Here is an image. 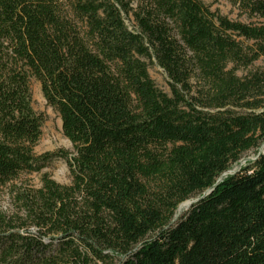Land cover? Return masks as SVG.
<instances>
[{
	"label": "trees",
	"instance_id": "16d2710c",
	"mask_svg": "<svg viewBox=\"0 0 264 264\" xmlns=\"http://www.w3.org/2000/svg\"><path fill=\"white\" fill-rule=\"evenodd\" d=\"M229 1L248 23L200 0H0V264H264V154L222 177L264 142V0ZM31 79L73 156H35ZM54 157L68 185H14Z\"/></svg>",
	"mask_w": 264,
	"mask_h": 264
},
{
	"label": "rangeland",
	"instance_id": "374dc122",
	"mask_svg": "<svg viewBox=\"0 0 264 264\" xmlns=\"http://www.w3.org/2000/svg\"><path fill=\"white\" fill-rule=\"evenodd\" d=\"M200 1L207 6L211 12L219 16L226 17L231 21L242 23L249 22L246 17L240 13L237 6L233 5L229 0ZM252 22L256 21L252 20ZM258 22L264 24V20H259ZM256 66L258 67L260 64H257ZM148 74L156 87L165 93H169L167 78L159 67L154 63L150 64L148 66ZM242 74L243 72H238V75ZM29 89L31 94V108L37 116L42 118L41 135L33 149L35 156L61 153H66L68 157L73 156V146L62 134L60 118L58 114L46 104L39 83L34 79H31L29 82ZM261 153H264V142L257 150L245 154L240 162L237 165L232 166L231 170L228 172L233 173L237 171L246 162L253 161L256 156ZM44 174L59 185H68L71 181L70 171L66 160L60 157H54L40 173L22 175L14 185L16 187L26 186L38 188L40 186V178ZM9 210L10 203L8 189H2L0 190V212H8ZM183 212L185 211H176L175 218H178Z\"/></svg>",
	"mask_w": 264,
	"mask_h": 264
},
{
	"label": "water",
	"instance_id": "95a60500",
	"mask_svg": "<svg viewBox=\"0 0 264 264\" xmlns=\"http://www.w3.org/2000/svg\"><path fill=\"white\" fill-rule=\"evenodd\" d=\"M264 154V153H261ZM234 173V172H233ZM233 173L227 172L225 174L222 175V177H226L228 175H232ZM219 183V180L217 181V184ZM210 191L206 192L204 196L208 195ZM198 199L195 200H190V201H186L184 203H182L181 205H179L177 211L181 212V211H186L191 205H193L195 202H197Z\"/></svg>",
	"mask_w": 264,
	"mask_h": 264
}]
</instances>
